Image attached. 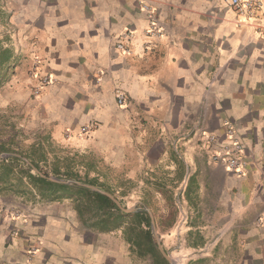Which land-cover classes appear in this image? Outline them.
<instances>
[{"label":"crops","instance_id":"obj_1","mask_svg":"<svg viewBox=\"0 0 264 264\" xmlns=\"http://www.w3.org/2000/svg\"><path fill=\"white\" fill-rule=\"evenodd\" d=\"M149 10L160 34H147ZM125 32L129 53L116 45ZM9 67L0 109L41 144L101 156L143 193L179 195L184 239L203 242L196 264H264V37L228 0H0V71ZM227 124L245 145L243 176L202 137L230 140ZM26 207L24 219L11 202L0 209V264H124L125 252L51 234L47 208Z\"/></svg>","mask_w":264,"mask_h":264},{"label":"rangeland","instance_id":"obj_2","mask_svg":"<svg viewBox=\"0 0 264 264\" xmlns=\"http://www.w3.org/2000/svg\"><path fill=\"white\" fill-rule=\"evenodd\" d=\"M9 69L10 67L7 71L4 70L6 73L0 71V78H7ZM15 117L9 112V109H0V144L11 146L13 150L23 153H29L33 144H39L43 150L40 151V164L42 166H46L52 172V164L55 162L62 166L68 165L77 174L69 180L70 182L91 180L94 183L91 185L109 193L112 191L114 194H111L120 201L124 208H134V211L146 209L154 219L152 228L156 242L155 232L159 235L163 249L173 258L175 263L196 264L198 262L197 256L201 255L202 251L197 246L202 245L203 242L184 239L185 235H182L181 232L184 231L182 219L186 210L182 206L179 195L175 197L169 192L157 195L154 186H149L148 191L143 193L138 178H128L119 166L92 152L53 143L51 140L48 142V139H45V143L41 144L42 134L26 130L20 125L22 118L18 116L17 120ZM0 155L6 157L9 153ZM36 157L39 156L36 155ZM16 170L18 171V169ZM15 177L16 175L9 178L8 181L1 182L0 209L3 207L1 211H4L5 206L11 202V215L18 219H24L29 216L27 205H43L47 208L46 213L56 220L49 226L51 234L73 232L81 235L82 238L95 240L99 248L100 245L106 244L105 246H108L109 249H113L115 256L125 252L124 264H156L153 256L141 255L139 251L131 249L127 242L124 228L131 222L132 217L124 219V225L120 228L103 231L95 224L96 218L93 217L95 212L87 213L86 205L83 206L84 203L89 204L90 207V201L87 198L83 197L77 200L73 196L56 201L43 199L39 194H36L34 185L30 184L27 179L24 178L23 182L20 183ZM143 203L147 208H144ZM92 207L94 206L91 205ZM63 223L67 226L66 230L62 226Z\"/></svg>","mask_w":264,"mask_h":264},{"label":"trees","instance_id":"obj_3","mask_svg":"<svg viewBox=\"0 0 264 264\" xmlns=\"http://www.w3.org/2000/svg\"><path fill=\"white\" fill-rule=\"evenodd\" d=\"M40 151L43 150L39 144H33L29 153L13 150L11 146L0 144V154L9 153L6 157H0V182L8 181L15 175L20 183L25 178L34 185L36 194L50 201L73 196L80 200L85 197L90 201V207L89 204L84 203L83 206L86 205L87 213L95 212L93 215L96 218L95 224L103 231L120 228L124 225V219L132 217L131 222L124 228V234L131 249L139 251L141 255L153 256L156 264H170L159 251L149 211L141 209L131 213L125 212L109 196L85 186V184H94L91 180L79 179L78 182H64L77 174L70 166H62L58 162L53 163L52 172L49 171L46 166L40 164ZM50 177L59 180H52ZM91 205L94 207L91 208Z\"/></svg>","mask_w":264,"mask_h":264},{"label":"built area","instance_id":"obj_4","mask_svg":"<svg viewBox=\"0 0 264 264\" xmlns=\"http://www.w3.org/2000/svg\"><path fill=\"white\" fill-rule=\"evenodd\" d=\"M233 9L242 17L243 21L252 27L260 36L264 37V0H228ZM151 18V27L147 30V34L151 35L157 30L156 21H154L155 13L149 10ZM123 40L117 41V48L124 53H129L130 48L126 46L125 41L131 40L134 36L133 32H125L122 34ZM51 80L50 76H45L41 79V86L48 84ZM118 101L124 104L125 96L118 92ZM83 132L88 131L87 126H83ZM203 131V130H202ZM201 131V133H202ZM227 131L230 140L221 142L215 134L202 133L203 139L209 146L211 157L215 162L222 164L228 171L239 176L246 173V149L242 141L234 138V131L231 124H227Z\"/></svg>","mask_w":264,"mask_h":264},{"label":"water","instance_id":"obj_5","mask_svg":"<svg viewBox=\"0 0 264 264\" xmlns=\"http://www.w3.org/2000/svg\"><path fill=\"white\" fill-rule=\"evenodd\" d=\"M0 156H2V155H0ZM50 179H52V180H59V179H57V178H54V177H50ZM64 182H69V180H64ZM85 186H88V187H90V188H92V189H94V190H96V191H99V192H101V193H103V194H105V195H107V196H109L112 200H114L115 202H116V204L122 209V210H124L125 212H132V211H134V208H124L122 205H121V203H120V201L114 196V195H112L111 193H109V192H107V191H105V190H103V189H101V188H99V187H97V186H94V185H89V184H85ZM151 216H152V214H151ZM152 224H153V226H154V219H153V216H152ZM155 236H156V238H157V242H158V246H159V249H160V251H161V253H162V255L168 260V262L170 263V264H176L175 263V261L173 260V258L163 249V247H162V245H161V242H160V240H159V235L155 232Z\"/></svg>","mask_w":264,"mask_h":264}]
</instances>
